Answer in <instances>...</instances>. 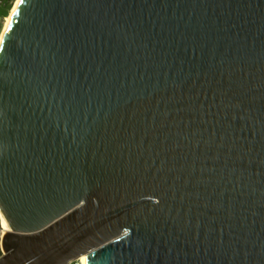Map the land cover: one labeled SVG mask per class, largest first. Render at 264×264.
I'll return each instance as SVG.
<instances>
[{"label": "water", "instance_id": "water-1", "mask_svg": "<svg viewBox=\"0 0 264 264\" xmlns=\"http://www.w3.org/2000/svg\"><path fill=\"white\" fill-rule=\"evenodd\" d=\"M0 213V264H264V0H18Z\"/></svg>", "mask_w": 264, "mask_h": 264}, {"label": "rangeland", "instance_id": "rangeland-1", "mask_svg": "<svg viewBox=\"0 0 264 264\" xmlns=\"http://www.w3.org/2000/svg\"><path fill=\"white\" fill-rule=\"evenodd\" d=\"M15 1H16V0H3V1H2V7H7L8 10H7V14H6L5 16H1V15H0V29H1L2 25L4 24V22H5V19H6L7 15H9V13H10L12 7L14 6ZM1 255H2V249H1V245H0V256H1ZM77 262H78L79 264H81L80 259H78Z\"/></svg>", "mask_w": 264, "mask_h": 264}, {"label": "built area", "instance_id": "built-area-1", "mask_svg": "<svg viewBox=\"0 0 264 264\" xmlns=\"http://www.w3.org/2000/svg\"><path fill=\"white\" fill-rule=\"evenodd\" d=\"M2 1L3 0H0V5L1 6H2ZM6 231H7V226H6V223H5L3 217H2V215L0 213V245H1V240H2V238L4 236V234L6 233ZM78 259H80V258H78ZM78 259L73 260L70 264H79L77 262Z\"/></svg>", "mask_w": 264, "mask_h": 264}, {"label": "bare ground", "instance_id": "bare-ground-1", "mask_svg": "<svg viewBox=\"0 0 264 264\" xmlns=\"http://www.w3.org/2000/svg\"><path fill=\"white\" fill-rule=\"evenodd\" d=\"M17 2H18V0L15 1L14 6L12 7V9H11L9 15H7L4 24L2 25V27H1V29H0V39H1V36H2L3 31H4V29H5V26H6L7 22H8V20H9V17H10V15H11V13H12V11H13L15 5L17 4ZM79 258H80L81 264H87V262H86V254H83V255L80 256Z\"/></svg>", "mask_w": 264, "mask_h": 264}, {"label": "trees", "instance_id": "trees-1", "mask_svg": "<svg viewBox=\"0 0 264 264\" xmlns=\"http://www.w3.org/2000/svg\"><path fill=\"white\" fill-rule=\"evenodd\" d=\"M7 10H8L7 7H2V6L0 5V15H1V16H5V15L7 14Z\"/></svg>", "mask_w": 264, "mask_h": 264}]
</instances>
